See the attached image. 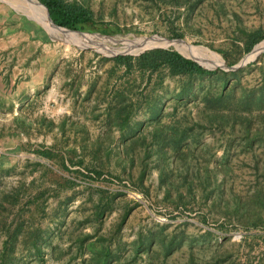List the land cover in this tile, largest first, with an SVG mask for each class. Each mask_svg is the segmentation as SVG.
Masks as SVG:
<instances>
[{"label":"rangeland","instance_id":"374dc122","mask_svg":"<svg viewBox=\"0 0 264 264\" xmlns=\"http://www.w3.org/2000/svg\"><path fill=\"white\" fill-rule=\"evenodd\" d=\"M62 1L117 32L58 26L87 44L73 42L30 0H0V217L43 242L28 257L17 241V264H96L101 250L107 264H264V109L216 115L173 99L180 82L167 71L108 60L166 45L230 72L221 65L264 43L245 51L264 32V0ZM260 49L227 82L238 107L264 85ZM220 78H201V95L218 93ZM158 101L159 121H144L135 142L105 120L115 108L144 120ZM176 127L187 130L183 152L158 155L157 134Z\"/></svg>","mask_w":264,"mask_h":264},{"label":"trees","instance_id":"16d2710c","mask_svg":"<svg viewBox=\"0 0 264 264\" xmlns=\"http://www.w3.org/2000/svg\"><path fill=\"white\" fill-rule=\"evenodd\" d=\"M47 9L48 14L54 24L59 27H64L73 31H100L102 33L117 32L115 29H107L104 23L95 24L91 18L88 10L82 6L76 4H68L62 0H39ZM264 38V32L255 31L250 33L248 41L245 43V51H249L257 42ZM110 60L114 66L122 67L125 71H135L142 75L148 74L150 76L153 73H159L160 71H167V73L173 77H178L180 82L179 91L173 97L176 101L180 102H194L203 103V108H209L216 115L220 113L223 116L232 115L236 108H240L244 111H250L254 106L257 109H264V85L256 89L255 95H241L239 99V105L233 104V91L229 90L227 82L229 79L235 80L236 75L240 70L225 72L223 70H208L203 68L197 62L182 56L179 52L172 48H154L146 50L139 55H116L111 57ZM221 76L222 82L221 88L218 93L210 95L208 93L201 95V87H197V83L201 82L203 77ZM160 102H154L151 104L147 115L144 120H138L134 123L130 122V114L124 112L123 109L115 110L113 113L108 112L105 120L110 127H115L120 130H127L129 136L127 140L135 142L141 136L140 127L144 121L157 122L160 118V109H158ZM114 106H117L115 104ZM189 131L191 129L187 128ZM186 129H180L176 127L172 130L171 134L166 132H159L156 139H159L155 151L158 155L163 156L168 151L182 153L186 146ZM42 154L48 153L47 151H41ZM149 153H147L148 155ZM63 164V163H62ZM0 203V209H2ZM22 223L16 222L7 224L1 221L0 217V237L2 238L0 247V264H17L16 257L14 256L15 246L19 241L23 247L28 250V257L30 252L33 251L35 256H39L41 246L43 244L40 241L39 236L28 237L24 240L22 238ZM23 241H20V240ZM41 245H40V244ZM92 244L90 245V247ZM139 251V250H138ZM91 254H96L92 249ZM99 257L96 260V264H107L108 252L101 250L98 252Z\"/></svg>","mask_w":264,"mask_h":264},{"label":"bare ground","instance_id":"6f19581e","mask_svg":"<svg viewBox=\"0 0 264 264\" xmlns=\"http://www.w3.org/2000/svg\"><path fill=\"white\" fill-rule=\"evenodd\" d=\"M32 4H33V6L36 7V9L38 10V12L40 11V13H41V18H42L41 20H42V21H43L48 27H50V28L54 31V33H56L59 37H62V38H63L65 35H68L69 38H70V40L73 41V42H78V43L87 44V41H86L85 39L78 38V37H76L75 35H72V34L68 33L67 31L61 30V29H59L58 27H56L55 25H53V23H52V22L49 20V18L47 17V14H46L45 9H44L42 6H40L36 1L32 0ZM156 43H157V42L155 41V42H150L149 44L154 45V44H156ZM173 43H175L176 45H179V46H181V44H183V43H181V42H173ZM263 44H264V43H263ZM263 44L257 46V47L255 48V50L253 51V53H250V55H248L247 60L253 58V57L255 56V54H256L259 50H261L260 48H262ZM184 48H185V47H184ZM203 51H205V49H204ZM218 60H219V59H218ZM220 63H221V61H220Z\"/></svg>","mask_w":264,"mask_h":264},{"label":"water","instance_id":"95a60500","mask_svg":"<svg viewBox=\"0 0 264 264\" xmlns=\"http://www.w3.org/2000/svg\"><path fill=\"white\" fill-rule=\"evenodd\" d=\"M47 15H48V12H47ZM49 17V16H48ZM49 20H50V18H49ZM51 21V20H50ZM52 22V21H51ZM58 27V26H57ZM144 39H148V40H150V41H158V40H164V41H171V40H166V39H162V38H160V37H157V36H152V37H147V38H144ZM175 41H180V40H175ZM166 47V45H158V46H153V47H148V48H145V49H143L141 52H143V51H145V50H149V49H154V48H165ZM254 50V49H253ZM253 50L250 52V53H252L253 52ZM259 51H261V50H259ZM259 51L255 54V56L259 53ZM250 53L248 54V55H250ZM248 55L245 57V58H243V59H241L239 62H237L235 65H233V66H226L225 64H223V65H221V67L222 68H225V69H227V70H236V69H238V68H240L241 66H243V65H245L248 61H250V60H252L253 58H255V56L253 57V58H251V59H248L247 60V57H248ZM202 66V65H201Z\"/></svg>","mask_w":264,"mask_h":264},{"label":"crops","instance_id":"0c3cea01","mask_svg":"<svg viewBox=\"0 0 264 264\" xmlns=\"http://www.w3.org/2000/svg\"><path fill=\"white\" fill-rule=\"evenodd\" d=\"M35 1V0H34ZM30 3H31V5L33 6V4H32V0H30ZM35 7V6H34Z\"/></svg>","mask_w":264,"mask_h":264}]
</instances>
